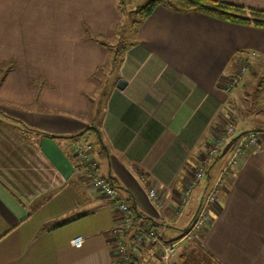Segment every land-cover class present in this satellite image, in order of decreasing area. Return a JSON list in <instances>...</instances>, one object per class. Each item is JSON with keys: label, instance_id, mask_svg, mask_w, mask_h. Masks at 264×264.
<instances>
[{"label": "crops", "instance_id": "crops-1", "mask_svg": "<svg viewBox=\"0 0 264 264\" xmlns=\"http://www.w3.org/2000/svg\"><path fill=\"white\" fill-rule=\"evenodd\" d=\"M218 1L264 11V0ZM117 7L0 0V264H122L120 214L79 173L81 138L97 173L174 246L169 264H264V91L249 98L244 77L223 88L241 60L264 62V28L158 6L102 87ZM229 121L233 135L207 158ZM245 134L257 146L221 176ZM218 180L206 222L187 236ZM132 264H160L156 247L143 245Z\"/></svg>", "mask_w": 264, "mask_h": 264}, {"label": "built area", "instance_id": "built-area-1", "mask_svg": "<svg viewBox=\"0 0 264 264\" xmlns=\"http://www.w3.org/2000/svg\"><path fill=\"white\" fill-rule=\"evenodd\" d=\"M246 60L240 61L237 69L224 85V90L229 92L241 80L242 75L246 71ZM232 119V117H229ZM234 127L232 123L228 122L223 130L218 134L213 144L208 147L206 154L207 158H214L224 147L225 142L233 135ZM257 146V140L253 134H245L239 138L237 148L234 155L228 160L227 165L222 169L221 176L227 175L228 171L236 165L237 157L240 155L239 151L247 148ZM73 154L81 163L79 173L86 175L91 180L94 187L99 189L102 194L111 202L115 204L117 212L120 214V222L113 228L112 234L115 244L120 255V262L122 264H132L137 254L143 245L148 244L156 247V254L160 264H169L170 258L174 252V246L165 244L161 240V230H159L152 223L145 222L137 216L135 209L121 196V191L113 187L109 181L97 173V165L95 162L89 160L91 153V144L85 138H81L80 142L73 146ZM202 169L195 173L194 181L199 182L203 179L204 174ZM220 185V180L213 184L212 188L204 197L193 222L191 223L186 235L192 234L197 229L203 227L208 217V207L215 201V190ZM189 189L185 191L188 193ZM149 197L155 199V192L148 191ZM83 239L77 236L71 240V245L79 248Z\"/></svg>", "mask_w": 264, "mask_h": 264}, {"label": "trees", "instance_id": "trees-1", "mask_svg": "<svg viewBox=\"0 0 264 264\" xmlns=\"http://www.w3.org/2000/svg\"><path fill=\"white\" fill-rule=\"evenodd\" d=\"M158 6L176 13L186 14L196 12L229 23L264 28V11L261 10L245 8L218 0H149L144 6L139 7L136 12H134L137 19L131 23L133 30L135 31L140 23L150 16L153 10ZM121 54V51L120 55L111 53V60L109 63L112 64L113 72L114 69L118 68L120 65ZM111 70L109 73H112ZM88 131L92 132L96 145L101 147L102 143L98 130L96 128H87L84 133ZM107 180L113 187L117 188L114 180L110 178H107ZM131 206L134 208L133 205ZM137 216L141 219L143 218L139 213H137ZM153 225L157 226L154 223Z\"/></svg>", "mask_w": 264, "mask_h": 264}, {"label": "rangeland", "instance_id": "rangeland-1", "mask_svg": "<svg viewBox=\"0 0 264 264\" xmlns=\"http://www.w3.org/2000/svg\"><path fill=\"white\" fill-rule=\"evenodd\" d=\"M148 1L149 0H118L117 8L119 12V23L113 27V31L111 33L112 41L102 40L109 53L120 55V51L122 52V49L131 41V38H133L134 35L131 23L137 19L134 12H136L139 7L144 6ZM247 67L245 73L242 75V77H244L242 86H245L244 90L249 93V98H253L254 95H257V93L259 94L264 91V62L258 64L251 63L248 69ZM111 69L112 64L107 62L103 65L100 78L102 87L103 84H105L106 75L109 74ZM111 71L113 72V69Z\"/></svg>", "mask_w": 264, "mask_h": 264}]
</instances>
